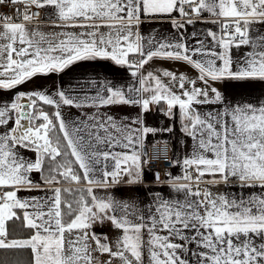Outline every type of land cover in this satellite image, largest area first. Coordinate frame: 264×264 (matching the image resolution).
I'll list each match as a JSON object with an SVG mask.
<instances>
[{
  "label": "snow or ice",
  "instance_id": "obj_1",
  "mask_svg": "<svg viewBox=\"0 0 264 264\" xmlns=\"http://www.w3.org/2000/svg\"><path fill=\"white\" fill-rule=\"evenodd\" d=\"M8 5L13 14L0 13V92L95 59L128 68L130 82L89 80L0 100V250H30V264H264V100L230 101L216 86L264 83V30L255 27L264 26V0H0ZM46 9L60 31L32 25ZM153 21L174 31L145 38L140 25ZM155 60L184 63L197 75L145 70ZM117 105L139 112L117 119L103 110ZM153 105L171 120L178 109L191 142L182 158L173 148L171 166L181 175L165 171L161 179L148 169L169 195L149 188L143 207L97 195L122 182L144 184L146 148L173 145L174 124H146ZM210 105L220 107L201 110ZM65 108L78 115L66 117ZM221 184L240 192L211 190ZM10 222L28 234L11 233ZM106 222L115 239L93 231Z\"/></svg>",
  "mask_w": 264,
  "mask_h": 264
},
{
  "label": "crops",
  "instance_id": "obj_2",
  "mask_svg": "<svg viewBox=\"0 0 264 264\" xmlns=\"http://www.w3.org/2000/svg\"><path fill=\"white\" fill-rule=\"evenodd\" d=\"M45 11L50 10H42L43 18L41 21L32 22V25H38L40 29L47 33L51 31H60V29H54L49 26L50 22L45 19ZM198 30H205L207 28H212L215 30V26L211 24H200L198 23L196 26ZM257 28H262L264 30V26L256 25ZM71 32H79L80 29H68ZM142 36L147 38L150 35L159 36L161 35H171L174 31L170 24L166 21H153V22H144L140 25L139 29ZM187 31L190 33L193 31V28L189 26ZM247 49H241V52L246 51ZM236 58V52L234 50V59ZM161 69H168L176 71L177 74L184 73L189 77L194 78L197 75L196 70L191 68L190 66L180 63V62H172V61H163V60H155L151 62L149 65L145 66V70H156L159 71ZM89 80H96V81H112L117 84L128 83L130 82V72L129 69L123 66H117L111 60H104V59H95V60H84L78 61L71 65L69 68L65 69L62 73H53L48 76H37L34 77L31 81L26 84L20 85L18 88L10 90V91H3L0 92V100L8 101L12 98V96L17 92H29L36 89H47L49 91H54L57 86L63 87L65 89L68 88H79L81 84L89 81ZM216 86L224 93L227 100L230 101H248V102H258L264 100V83L262 82H250L245 85H238L236 82L233 81H223L218 82ZM163 105H153L151 108V112L146 114L145 122L147 125L152 127H165L169 124H174L175 131L171 136V140L173 141L172 148H175V155L177 158H182L184 155L187 154V151H190V140L185 137L180 132V121H179V114L178 109L177 117L174 120L169 119L166 117L161 111ZM220 105H210L204 106L201 108L202 111L208 110L210 108H219ZM104 111L110 112L117 117V119L121 117H129L134 118L136 114L139 112L138 108L130 107V106H113L109 109H103ZM86 111H92L91 109H87ZM64 114L66 117H73L75 118L78 115V111L74 108H65ZM154 138L149 136L148 140L152 141ZM155 139H161L158 135ZM26 155L33 157L34 154L26 153ZM167 171H170L173 175H181L182 168L177 166L170 167ZM153 172V171H151ZM33 178L35 180H39V174L34 173ZM165 176L161 179H164ZM205 179H208L206 177ZM62 188H75L77 186L84 187L85 185L82 183L80 185L76 184H62L59 185ZM206 186V185H205ZM149 188H156L157 190L164 193L166 196L169 195L170 190L169 188L164 186H158L154 182L153 175L146 169L145 171V180L144 184L140 185H127L126 183L122 182L119 185H114L107 190L104 189H96V194L99 196H108L111 195L117 200H129L135 198L138 202H141V207H143V202H147L150 200V197L146 195ZM211 190L213 192H232V193H239L240 189L236 187H229L226 185H218V186H211ZM259 191L258 189H244L243 192L245 195ZM22 197H29V196H42L44 195L43 192H27L23 191L19 193ZM93 231L100 233L103 232L108 235L109 239H115L119 233L117 230L113 229L110 223H105L104 225L96 224L93 227Z\"/></svg>",
  "mask_w": 264,
  "mask_h": 264
},
{
  "label": "built area",
  "instance_id": "obj_3",
  "mask_svg": "<svg viewBox=\"0 0 264 264\" xmlns=\"http://www.w3.org/2000/svg\"><path fill=\"white\" fill-rule=\"evenodd\" d=\"M20 7H23L22 5ZM33 11H37L36 9H33ZM0 13H6V14H13L12 11V6L8 5V6H0ZM43 18V12L42 10L39 11V15L37 17L36 20L32 21V22H36V21H41ZM146 151L149 153V155L151 156V160L149 162V164L147 165L146 169H150L151 171L156 172L159 171L161 178L163 177L165 171H167L171 166V160H172V153H173V148L172 145L168 146V147H161L159 145L146 148ZM201 187H205V185H201Z\"/></svg>",
  "mask_w": 264,
  "mask_h": 264
},
{
  "label": "trees",
  "instance_id": "obj_4",
  "mask_svg": "<svg viewBox=\"0 0 264 264\" xmlns=\"http://www.w3.org/2000/svg\"><path fill=\"white\" fill-rule=\"evenodd\" d=\"M46 110L51 111L50 108ZM9 231L11 233H14L18 237H24L28 234L27 230L23 228V225L20 222H16V223L10 222ZM0 259L4 260L5 264H30L31 252L30 250L27 249L0 250Z\"/></svg>",
  "mask_w": 264,
  "mask_h": 264
}]
</instances>
